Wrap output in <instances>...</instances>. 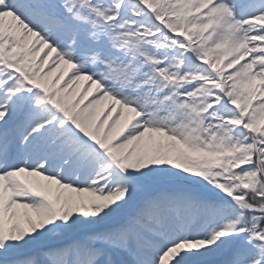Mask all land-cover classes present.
I'll list each match as a JSON object with an SVG mask.
<instances>
[{
	"label": "snow or ice",
	"instance_id": "6c2138e0",
	"mask_svg": "<svg viewBox=\"0 0 264 264\" xmlns=\"http://www.w3.org/2000/svg\"><path fill=\"white\" fill-rule=\"evenodd\" d=\"M0 264H264V0H0Z\"/></svg>",
	"mask_w": 264,
	"mask_h": 264
}]
</instances>
